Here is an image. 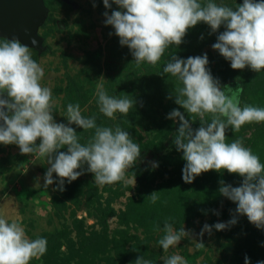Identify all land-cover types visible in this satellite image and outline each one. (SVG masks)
Segmentation results:
<instances>
[{"label":"rangeland","instance_id":"obj_1","mask_svg":"<svg viewBox=\"0 0 264 264\" xmlns=\"http://www.w3.org/2000/svg\"><path fill=\"white\" fill-rule=\"evenodd\" d=\"M214 2L235 9L243 0ZM109 3L111 8H105L103 0H42L44 17L36 29L39 49L29 47L44 70L41 84L52 90V114L57 123L67 125V105L79 103L83 116H95L98 126H119L139 144L140 157L125 173L128 182L98 185L85 163V171L75 181L68 183L65 178L64 191L58 188L56 173L53 184L45 188L50 167L46 158L22 154L17 144L0 143V216L20 222L30 239H47L46 253L30 264H135L140 255L152 264H163L173 254L181 255L188 264H245V255L250 264L264 261V229L236 213L237 203L219 193L221 180L237 187L243 177L221 169L203 172L191 183L182 179L186 161L173 143L180 121L167 117L179 109L194 130L201 120L175 103V89L182 84L177 77L163 73V67L173 54L187 59L206 53V67L222 89L242 87L240 106L262 108L264 70L233 69L212 47L224 25L212 32L202 21L188 29L179 46H169L155 65L137 64L103 15L126 9L114 0ZM5 39L0 37V43ZM101 82L109 96L136 101L127 115L117 112L112 119L100 112L96 86ZM0 95L11 100L6 91ZM211 119L206 114L204 122ZM69 126L76 130L81 144L94 136V129ZM238 138L264 163V122L246 123L239 131L226 130L227 143ZM58 151L67 152V146ZM154 191L159 199L153 204L149 196ZM233 216L235 225L220 231L213 228L211 234L200 236L205 223H226ZM166 220L177 230L183 226L191 233L167 252L159 244ZM199 241L205 244L203 248L196 247Z\"/></svg>","mask_w":264,"mask_h":264},{"label":"clouds","instance_id":"obj_2","mask_svg":"<svg viewBox=\"0 0 264 264\" xmlns=\"http://www.w3.org/2000/svg\"><path fill=\"white\" fill-rule=\"evenodd\" d=\"M103 3L105 8H111L109 0ZM114 3L126 11L103 13L105 24L114 27L120 44L129 47L137 64L146 61L155 65L169 46H179L188 29L202 21L212 32L224 25L225 30L212 47L231 62L233 69L249 66L255 72L264 70V0H243L235 9L214 0L206 3L201 0H114ZM208 64L206 53L187 59L173 54L163 67V73L177 77L182 84L175 89V103L201 120V126L194 130L179 109H173L167 117L173 120L178 117L180 121L173 143L178 151L182 150L186 161L182 179L191 183L209 170L226 169L228 173L239 174L243 177L240 186L233 187L221 180L219 193L237 203L236 213L246 215L257 228L264 229V163L251 148L244 146L242 138L226 142L229 127L239 131L246 123L264 122V108L241 107L239 97L243 88L233 90L224 86L222 89L220 81L214 79L206 67ZM43 77L44 70L32 58L28 45L18 38H6L0 43V93L6 91L11 98H0V119L4 121L0 125V143L17 144L22 154L35 153L46 158L50 167L44 177L45 188L53 184V173H56L58 188L64 191L65 178L68 183L75 181L85 171L82 168L85 163L86 171L94 173L98 185L127 183L125 173L140 157L139 144L119 126L114 129L98 126L95 116H83L79 103L67 105V125L57 123L52 114L55 105L52 90L41 84ZM96 95L100 112L112 119L117 112L127 115L136 103L127 97L109 96L102 82L96 86ZM206 114H211L210 123L204 122ZM71 124L83 130L94 129V136L87 144H81ZM64 146L67 152L58 151ZM156 166L153 163V167ZM149 197L153 204L159 199L157 191ZM236 223L235 216L226 223H205L200 236L205 232L211 234L213 228L220 231ZM156 228L159 230V225ZM163 232L159 244L165 252L191 235L183 226L177 230L167 220ZM204 246L202 241L196 245L197 248ZM46 251V238L30 239L20 222H9L0 216V264H30ZM135 264H152V261L140 255ZM163 264L188 262L181 255L173 254L164 259ZM245 264H250L247 255ZM256 264H264V261Z\"/></svg>","mask_w":264,"mask_h":264},{"label":"water","instance_id":"obj_3","mask_svg":"<svg viewBox=\"0 0 264 264\" xmlns=\"http://www.w3.org/2000/svg\"><path fill=\"white\" fill-rule=\"evenodd\" d=\"M44 12L42 0H0V37L18 38L23 44L39 49L36 29ZM0 98L8 99L3 95Z\"/></svg>","mask_w":264,"mask_h":264},{"label":"crops","instance_id":"obj_4","mask_svg":"<svg viewBox=\"0 0 264 264\" xmlns=\"http://www.w3.org/2000/svg\"><path fill=\"white\" fill-rule=\"evenodd\" d=\"M18 210H19V208H18ZM19 212H20V211H18V214H20Z\"/></svg>","mask_w":264,"mask_h":264}]
</instances>
